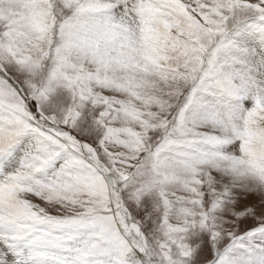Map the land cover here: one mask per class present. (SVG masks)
Listing matches in <instances>:
<instances>
[{
    "label": "snow or ice",
    "instance_id": "1",
    "mask_svg": "<svg viewBox=\"0 0 264 264\" xmlns=\"http://www.w3.org/2000/svg\"><path fill=\"white\" fill-rule=\"evenodd\" d=\"M0 264H264V0H0Z\"/></svg>",
    "mask_w": 264,
    "mask_h": 264
}]
</instances>
